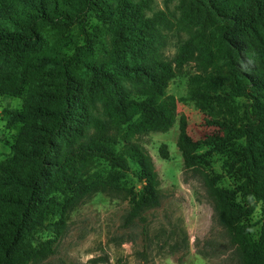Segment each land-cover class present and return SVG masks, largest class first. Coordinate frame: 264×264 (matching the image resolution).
<instances>
[{"label":"trees","instance_id":"trees-1","mask_svg":"<svg viewBox=\"0 0 264 264\" xmlns=\"http://www.w3.org/2000/svg\"><path fill=\"white\" fill-rule=\"evenodd\" d=\"M176 8L190 36L167 60L161 50L171 21L164 11L148 14L149 0H0V92L25 95L21 108L2 109L6 126L16 133L9 154L0 158V264H31L54 253L65 213L88 189L80 172L98 157L110 165L105 178L115 186H125L128 159L138 165L145 184L123 226L137 220L147 237L143 211L159 205L152 162L128 139L116 152L108 133L118 124L131 132L169 126L172 108L157 104L155 95L191 61L194 96H244L249 102L245 122L231 137L211 134L193 141L182 126L178 146L184 165L198 166L200 144L227 153V166L237 174L234 189L218 185L219 175L204 174V181L241 264H264V0H178ZM91 19L96 23L89 31ZM71 26L79 27L83 44L65 53L50 39ZM85 77L93 78L92 96L80 91ZM165 148H160L164 158ZM257 203L261 225L254 239L243 219ZM51 211L59 215L53 235L37 239ZM140 256L146 261L145 253Z\"/></svg>","mask_w":264,"mask_h":264},{"label":"rangeland","instance_id":"rangeland-1","mask_svg":"<svg viewBox=\"0 0 264 264\" xmlns=\"http://www.w3.org/2000/svg\"><path fill=\"white\" fill-rule=\"evenodd\" d=\"M177 4L178 0H149L150 10L147 11L148 14L164 11L171 21L163 31L165 45L161 50L167 60H172L190 36V31L181 23ZM95 23L91 19L86 28L92 31ZM103 35L109 47L108 35ZM50 41L59 44L63 52L71 53L76 45L83 44V35L79 27L71 26L63 34L51 37ZM195 73L194 62L186 63L155 95L157 104L166 102L172 108L169 126L131 132L127 124H118L112 125L108 133L116 152H122L127 146L124 141L128 139L152 162L159 205L143 211L147 237L143 236L137 220L123 226L124 216L145 184L138 165L128 159L130 169L125 173V186H115L105 178L110 165L102 158H93L79 175V181L88 189L65 213V228L54 253L31 264H89L88 260L96 256L107 259L102 264H241L238 249L220 223L216 202L204 181V174L219 175L218 185L234 189L237 174L227 166V153L200 144L195 150L200 155V163L197 167H185L178 140L182 126L193 141L203 140L211 134L233 136L245 122V105L249 100L244 96L199 99L192 94L190 79ZM92 79L85 77L79 83L81 93L87 97L92 96ZM24 96V93L13 97L0 92V158L9 154L16 133L15 128L6 126L2 109L21 108ZM97 108L101 109L99 103ZM88 131L93 133L94 128L89 126ZM162 145L166 147V158L160 152ZM52 171V166L48 165L47 172ZM58 199L64 200V195L59 194ZM236 199L243 205H250L239 194ZM58 220L59 215L49 212L42 227L37 228L35 237L52 236V224ZM243 222L256 239L261 225L259 203ZM141 253L146 254V261H142Z\"/></svg>","mask_w":264,"mask_h":264}]
</instances>
